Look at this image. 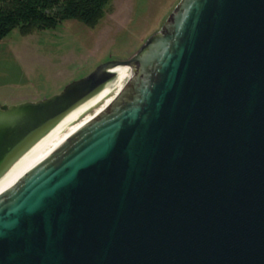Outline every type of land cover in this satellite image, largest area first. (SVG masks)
Returning a JSON list of instances; mask_svg holds the SVG:
<instances>
[{
    "label": "water",
    "instance_id": "water-1",
    "mask_svg": "<svg viewBox=\"0 0 264 264\" xmlns=\"http://www.w3.org/2000/svg\"><path fill=\"white\" fill-rule=\"evenodd\" d=\"M0 264H264V0L0 106Z\"/></svg>",
    "mask_w": 264,
    "mask_h": 264
},
{
    "label": "rangeland",
    "instance_id": "rangeland-1",
    "mask_svg": "<svg viewBox=\"0 0 264 264\" xmlns=\"http://www.w3.org/2000/svg\"><path fill=\"white\" fill-rule=\"evenodd\" d=\"M179 0H113L94 28L66 19L54 28L0 40V106L36 102L111 60H126Z\"/></svg>",
    "mask_w": 264,
    "mask_h": 264
},
{
    "label": "trees",
    "instance_id": "trees-1",
    "mask_svg": "<svg viewBox=\"0 0 264 264\" xmlns=\"http://www.w3.org/2000/svg\"><path fill=\"white\" fill-rule=\"evenodd\" d=\"M113 0H0V40L17 28L21 34L54 28L66 19L94 28Z\"/></svg>",
    "mask_w": 264,
    "mask_h": 264
}]
</instances>
